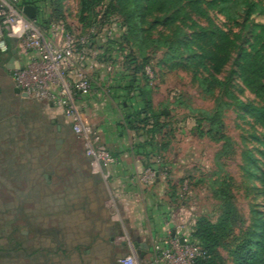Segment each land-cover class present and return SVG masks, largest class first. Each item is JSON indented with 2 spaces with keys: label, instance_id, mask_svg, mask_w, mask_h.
<instances>
[{
  "label": "rangeland",
  "instance_id": "1",
  "mask_svg": "<svg viewBox=\"0 0 264 264\" xmlns=\"http://www.w3.org/2000/svg\"><path fill=\"white\" fill-rule=\"evenodd\" d=\"M58 1L60 8L54 12L55 0H39L43 16L50 15L52 22L76 25L80 0ZM107 2L104 0L103 5ZM184 11H188V8ZM205 11L207 16L195 12H189V15L207 28L205 32L220 28L236 44L247 46L246 40L250 39L247 25L250 20L245 21L242 8L237 25L227 21L215 9L206 8ZM168 15L169 12H161L145 17L142 24L144 37L170 44H152L145 47L144 52L134 47L136 57H146L153 78L149 80L145 73L139 72L129 90L126 85L131 81V76L122 58L128 45H124L120 51L114 49L104 52L103 45L107 37L105 32L101 33L102 39L94 47L97 54L92 68V74L94 72L97 75L96 86L100 94L93 96L92 91L87 97H94L97 107L105 108L107 105L110 116L105 112L104 115L99 113L92 116L90 114L95 112L92 108L79 104V112L95 135L86 140L76 134V140L83 150L88 142L94 149L103 145L113 158L106 164L91 160L96 174H102L105 168L111 169L113 166L127 175L131 171L133 173L134 177L128 179L132 187L127 186L122 179L118 185L107 178L104 183L116 204L119 220L122 222L124 219L122 226H119L121 236L128 234L137 243L142 237L145 240L140 241L149 242L151 232L159 235L163 233L165 237H169L172 232L189 237L198 217L218 220L226 213L228 201L230 209L226 213L227 221L223 226L220 245L216 248L214 264H233L228 251L256 222L264 221V126L254 112L246 109V105L259 106L262 101L239 77L235 48L215 72L217 80H214L199 62L207 66L211 63L209 56L204 55L197 41L190 36L194 29L189 27L190 20L179 15L168 24H162L161 19ZM111 23L115 26V37L118 38L122 31L120 15L115 13L101 28ZM206 38L200 42L201 45L213 51L212 44L204 42ZM196 55H204L205 58H196ZM224 55L216 53L218 58ZM101 57H107V60H100ZM3 60L4 56L0 55V68L5 65ZM5 86L10 92L2 88ZM12 86L11 76L0 81V89L4 91L0 94V118L14 117L21 103L33 100L22 95L25 100L21 97L18 99L11 93ZM145 101L150 102L149 109ZM32 104L37 105L47 119H57L72 128L63 111L51 109L38 100H33ZM141 110L145 112L140 115ZM206 112L217 113L225 139L215 141L206 134L210 128ZM97 115L98 119H95ZM131 115L132 122L127 120ZM144 117L149 119L148 124L139 122ZM153 123H157L155 128L152 132L147 131L152 129ZM214 129L212 133H215ZM200 130L202 135L199 134ZM215 136L219 137V133ZM118 154L120 157H116ZM151 161L156 162L154 169L151 168L155 176L143 183L141 177L147 163ZM10 170L6 171L12 175ZM9 198V191L0 185V207ZM24 206L31 207L28 202ZM126 218L131 221H126ZM23 222H18L17 226L26 230ZM1 225L9 227L3 218H0ZM9 238L5 240L7 243ZM175 244L180 251V258L184 260V249L177 246V242ZM152 246H156L155 242ZM154 252L150 256H154ZM154 257L156 259V254ZM146 258L147 254H142L136 258L137 263L149 264Z\"/></svg>",
  "mask_w": 264,
  "mask_h": 264
},
{
  "label": "flooded vegetation",
  "instance_id": "2",
  "mask_svg": "<svg viewBox=\"0 0 264 264\" xmlns=\"http://www.w3.org/2000/svg\"><path fill=\"white\" fill-rule=\"evenodd\" d=\"M10 71L3 65L0 81ZM32 102L21 103L14 117L0 118V185L10 194L0 207V218L9 224L0 226V264H92L98 237L92 222L104 219L108 196L100 188L95 197L84 191L83 180L96 176L90 156L70 126L47 119ZM83 220L90 222L86 239L78 230ZM109 260L117 264L115 255Z\"/></svg>",
  "mask_w": 264,
  "mask_h": 264
},
{
  "label": "trees",
  "instance_id": "3",
  "mask_svg": "<svg viewBox=\"0 0 264 264\" xmlns=\"http://www.w3.org/2000/svg\"><path fill=\"white\" fill-rule=\"evenodd\" d=\"M20 1L21 4H32L36 8L37 20L41 25L47 27L51 18L50 15L43 16L38 5L39 0ZM103 1L80 0L77 22L81 24L82 30H87L91 26L102 27L104 23L109 22L110 17H113L115 13L120 15L122 31L118 38L114 35L106 39L103 51L108 52L114 49L120 51L128 45L127 52L122 57L125 69L131 76V81L126 85L128 90L131 88V82L136 79L138 73L144 74V67L147 65L146 57H136L134 47L140 52H144V48L152 44L158 46L170 44V42L161 41L160 39L144 37L142 24L145 17L151 13L169 12V15L160 21L166 25L171 20L179 17V15H183L190 20L189 27L194 28L192 33H190L191 38L197 41L198 47L204 52V55L209 56L210 66L201 61L199 62L214 80H217L215 72L228 60L231 50L236 49L235 62L239 77L242 79L244 85L252 88L262 101V104L259 106L248 104L246 105V109L247 111L254 112L258 121L264 126V0H108L106 5H103ZM55 2L52 10L57 12L60 5L58 0H55ZM186 8H188V11H184ZM206 8L215 9L234 25H237L242 8L245 21L250 20V24L247 25L250 35V39L246 40L247 46L236 44L235 40L220 28H211L208 32H205L207 28L199 25L189 15V12H195L198 15L207 16ZM243 26H246V24ZM206 36L207 38L204 42L212 44L213 51L204 48L200 43ZM214 37H216L215 41ZM98 42L94 43L95 48ZM100 46L98 45V47ZM217 52L225 53V55L218 58L216 56ZM204 55H196V58H205L203 57ZM4 60L6 61V57H4ZM100 60H107V57H101ZM145 104L149 109L150 102L145 101ZM144 112V110H141L139 113L141 115ZM205 114L208 116L210 125L206 134L215 141L221 138L225 139L226 135L222 131V125L218 122L217 113L206 112ZM131 118L133 119L132 115L127 120L132 122ZM139 120L141 123L148 124L149 119L144 117ZM156 125L157 123L151 124L152 129L147 131L152 132ZM129 127L133 128L131 125ZM213 129L215 133H212ZM217 133H219V137L215 136ZM199 134L202 135L203 132L200 130ZM155 164V161H151L147 163L146 167L154 169ZM229 209L230 204L227 201L225 212L227 213ZM226 213L216 221H212L204 216L196 219L187 240L198 247L200 253L192 258L191 264H214L216 248L220 245L221 238L223 237V226L227 221ZM227 254L233 264H264V221L256 222Z\"/></svg>",
  "mask_w": 264,
  "mask_h": 264
},
{
  "label": "built area",
  "instance_id": "4",
  "mask_svg": "<svg viewBox=\"0 0 264 264\" xmlns=\"http://www.w3.org/2000/svg\"><path fill=\"white\" fill-rule=\"evenodd\" d=\"M23 5L20 0H0V55L6 57V63L11 56L8 39L12 37L16 39L15 62H22L20 68L10 69L12 82L27 98L63 111L74 133L89 140L95 133L79 112L77 100L79 95L93 91L91 75L97 54L94 43L102 39V32L107 38L113 37L115 26L111 23L106 28L91 26L82 30L79 22L68 26L50 21L45 27L37 20V12L35 18L27 17L22 12ZM144 73L149 80L153 78L149 65L144 67ZM85 147L94 163L106 164L113 160L103 145L94 149L88 142ZM154 176L155 172L147 167L141 180L147 183ZM183 239L182 243L170 236L163 239L161 246H155L156 260L162 264H191L200 249L189 243L187 237ZM176 242L184 249V260L180 258ZM119 262L138 264L134 254L125 255Z\"/></svg>",
  "mask_w": 264,
  "mask_h": 264
},
{
  "label": "crops",
  "instance_id": "5",
  "mask_svg": "<svg viewBox=\"0 0 264 264\" xmlns=\"http://www.w3.org/2000/svg\"><path fill=\"white\" fill-rule=\"evenodd\" d=\"M96 76L97 75L94 72L91 75L92 85H93V92L92 93H94L93 96L94 95L99 96V94H100L99 93L100 91L98 90L99 88L97 87L98 84L96 83V80H97ZM117 89H119V88H117ZM92 93H90V94H92ZM90 94L79 95L77 103H79L80 105L82 104L83 106H89L90 108H92L93 111H95V112L90 114L92 116H95L96 114H99V113H101L103 115L106 113L107 115H109V112H108L109 107H107V105L105 106V108L102 106L97 107V105L95 104L94 97L93 98L91 96L87 97ZM98 99L99 98L97 97V100ZM110 108L113 110V106H111ZM104 109H106V111ZM95 119H98V115L95 117ZM116 157H120V154H118ZM115 168H117V167L113 166L111 169L105 168L106 170L104 169L103 170L104 172L102 174L101 173L96 174V176L99 175V177L95 176V178H92L91 181L83 180V185H82L83 189H84V191L89 192L90 197H92V196L95 197V194L100 193V190H98L97 188H100L108 196L107 209L105 211L104 219L99 220L96 218V220L94 219V221L92 222L93 229H94V231L97 230V236H98L96 238L95 243H94L95 245H93L94 249H93L92 253H93L94 259H93L92 264H112V263H110V260H109V257L112 254L115 255V257H116V263L120 264L119 259H121L125 255L134 254V253H136L135 254L136 258H139L140 256H142V254H147L146 259H149L147 261L149 264H162L161 261H157L155 259V257H154L155 254H154V256H150V255L152 252L155 251V246H152L153 242H155V245L161 246L162 240L166 238L163 235V233H160V235H159L157 233L151 232V234L149 236V242L140 241V240H145V238L142 237V238H139L138 243H137V241L132 240L130 238V236H128V234H125L124 236H121L122 232L120 234H117V231H121L120 230L121 228H119V226H122L124 219L122 220V222L119 220L118 214L116 211V204L113 203V199L111 198V196L107 192V189H106L104 183H105V180L107 178V179H109V181L111 183H115V184L117 183V185H118L119 180L122 179L123 181L126 182L127 186H129L132 183H130V181H128V179H129V177L131 179V177L133 178L134 176L132 175L133 174L132 171L127 175L121 169L116 170ZM104 173H105V175H104ZM125 175H127V176H125ZM82 186H80V187H82ZM83 189H81V190H83ZM133 207L135 208L136 204H134ZM128 220H130V219L126 218V221H128ZM86 223L89 224L90 222L83 220L78 225L79 233L82 234V236L84 237L83 239L88 238L86 235V231L89 229V227ZM70 229H72V227H70ZM69 232H71L70 237H72L74 235V232L72 230H69ZM93 234H95V232H93ZM169 235L171 238L173 237V239H177V240H179L180 237H184V235H180L178 233L174 234L173 232L170 233Z\"/></svg>",
  "mask_w": 264,
  "mask_h": 264
},
{
  "label": "water",
  "instance_id": "6",
  "mask_svg": "<svg viewBox=\"0 0 264 264\" xmlns=\"http://www.w3.org/2000/svg\"><path fill=\"white\" fill-rule=\"evenodd\" d=\"M22 12L29 18H35L36 17V8L32 5V4H24L22 6ZM9 44H10V58L8 59V61L5 63V67L12 69V68H20L22 62L20 60H18V62H15L16 58H17V53H16V48H15V42L16 39L10 37L8 39ZM15 93H18L24 97H26L25 93L20 92L18 87L13 88ZM120 231H117V234H120ZM183 237H180L179 241L182 243L183 242ZM121 264V263H120Z\"/></svg>",
  "mask_w": 264,
  "mask_h": 264
}]
</instances>
